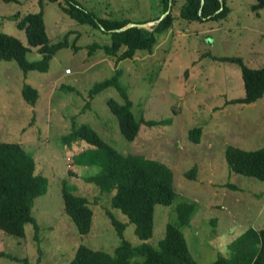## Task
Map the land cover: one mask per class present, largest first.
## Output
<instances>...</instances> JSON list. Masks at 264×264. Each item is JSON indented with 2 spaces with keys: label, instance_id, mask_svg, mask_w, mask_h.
Masks as SVG:
<instances>
[{
  "label": "rangeland",
  "instance_id": "obj_1",
  "mask_svg": "<svg viewBox=\"0 0 264 264\" xmlns=\"http://www.w3.org/2000/svg\"><path fill=\"white\" fill-rule=\"evenodd\" d=\"M66 1H43L50 39L59 40L69 31L68 45L55 52L47 70L24 73L14 59H0V141L20 143L35 158L36 171L48 178L46 191L32 205L38 227L26 222L22 237L0 229L4 253L0 264H68L81 243L113 253L121 236L108 209L123 224L122 237L133 245L142 241L134 223L111 204V193H99L95 183L84 179L99 167L78 160L91 148L88 142L74 137L68 145L62 139L73 119L78 124L87 122L122 153L138 152L171 168L176 193L170 204L154 205L153 232L147 241L157 245L167 223L179 222L176 205L188 202L194 208L188 223L180 228L192 256L207 263L225 250L223 255H228L229 243L240 233L264 227V181L232 170L225 157L229 145L264 146V94L255 103L232 101L244 93V87L238 63L229 59L240 56L251 67L264 66V6L255 10L254 0H224L225 16L199 21L179 15L185 0H171L172 24L158 35L153 50H138L116 63L115 56L99 47L89 48L93 42H108V32L77 22L59 5ZM76 1L97 16L130 22L163 14L161 0ZM39 8L38 0H0V30L30 46L29 60L40 54L28 44L24 28L16 25L12 14L22 16ZM116 69L135 117L155 120L153 124L140 122L133 139L121 133L107 103L110 97L124 101L118 88L109 85L92 97L88 94L96 81ZM24 82L38 89L34 104L22 96ZM192 127L200 128L196 142L189 137ZM190 168L192 176L186 174ZM62 181L88 198L92 222L86 233L78 232L64 210Z\"/></svg>",
  "mask_w": 264,
  "mask_h": 264
},
{
  "label": "trees",
  "instance_id": "obj_2",
  "mask_svg": "<svg viewBox=\"0 0 264 264\" xmlns=\"http://www.w3.org/2000/svg\"><path fill=\"white\" fill-rule=\"evenodd\" d=\"M43 1L38 0L40 8L34 12H26L22 16L13 13L16 25L24 28L26 40L40 54L37 59L29 60L26 53L30 46L25 45L18 37L0 30V59H14L26 73L30 69L45 71L55 52L68 45L66 31L61 39L52 41L47 34L44 17ZM169 1L161 0L164 13ZM61 8L79 23L91 24L102 31L108 32L109 41L93 42L104 53L115 56L116 63L126 57H132L136 51L151 52L157 43L158 35L172 24L171 9L151 27L129 25L126 18L100 17L91 10H86L76 0L59 2ZM185 0L180 5L179 15L188 20L203 21L225 16L227 7L224 0ZM264 6V0H254L252 8L257 10ZM159 16V15H158ZM157 16V17H158ZM157 17L137 21V23L156 20ZM72 46L75 47L74 42ZM229 59L238 63L243 81L244 93L231 100L240 103L255 101L264 94V66L251 67L240 56ZM119 72L96 81L88 91L90 97L106 86L114 85L124 96L123 102L114 98L107 99L111 111L115 114L119 129L127 139H133L140 122L155 123L152 119L136 118L132 112V101L126 89L118 81ZM23 98L34 104L39 96L38 89L29 82L21 87ZM87 103V102H86ZM189 137L196 142L200 128L188 130ZM74 137H80L91 145V148L78 157L82 164L97 165L93 174L84 176L86 181L96 184L99 193H111V204L124 212L134 223L136 235L142 239L133 245L122 237L123 224L108 209L113 224L118 229L121 239L113 253L94 249L79 244L68 264H264V227L255 230L247 228L230 243L228 255L219 254L214 260L199 263L188 249L184 231L180 225L188 223L193 211V204L180 202L176 205L179 222H168L164 236L154 245L147 241L153 232V214L156 203L170 204L175 196L173 172L169 165L156 158L138 152L122 153L106 142L87 122L80 124L73 119L71 129L62 136L68 145ZM225 157L229 167L237 172L253 175L264 181V146L255 149H244L229 145L225 149ZM190 168L186 174L192 176ZM71 172V170H69ZM48 178L36 171L33 155L16 141H0V229L14 236L24 235V224L32 223L36 229L37 220L32 213L34 199L47 189ZM65 181L61 183V195L64 210L76 224L79 233L89 231L92 222V209L88 198L72 190ZM0 255H4L0 251ZM11 256L10 254H6ZM137 256V258H134ZM17 258L16 256H11ZM140 257V259L138 258ZM18 259V258H17Z\"/></svg>",
  "mask_w": 264,
  "mask_h": 264
},
{
  "label": "water",
  "instance_id": "obj_3",
  "mask_svg": "<svg viewBox=\"0 0 264 264\" xmlns=\"http://www.w3.org/2000/svg\"><path fill=\"white\" fill-rule=\"evenodd\" d=\"M170 3V1H169ZM202 3H203V0H201V5H200V8H199V12H201V9H202ZM168 11H170V7L168 5L167 9L165 10V12L163 14H161L156 20H152V23H156L158 22L164 15L165 13H167ZM148 22V21H147ZM147 22H143V23H137V22H128L127 24H125L124 26H122L121 28H124L126 26H129V25H140V26H145Z\"/></svg>",
  "mask_w": 264,
  "mask_h": 264
},
{
  "label": "crops",
  "instance_id": "obj_4",
  "mask_svg": "<svg viewBox=\"0 0 264 264\" xmlns=\"http://www.w3.org/2000/svg\"><path fill=\"white\" fill-rule=\"evenodd\" d=\"M239 96H240V95H239ZM255 102H256V100H255V101H252V102H249V103H255ZM263 103H264V101H263ZM259 229H260V228H259ZM256 230H258V229H256ZM184 235H185V238L187 239V240H186V242H187V241H188V238H187V236H186V233H184ZM190 238H192V237L190 236ZM195 240H196V241H199L198 237H197ZM227 242H228V241H226L225 243H222V242L220 243V242H219V244H220V245H223V244H226ZM187 245H188V243H187ZM196 246L198 247L199 245L196 244ZM188 249H189V245H188ZM189 250H190V249H189ZM227 251H228V250H225V251H223L222 253L225 254V253H227ZM190 252H191V251H190ZM195 252H196L195 254H198V253H199V250L196 249ZM219 252H221V251H219ZM191 254H192V253H191Z\"/></svg>",
  "mask_w": 264,
  "mask_h": 264
}]
</instances>
